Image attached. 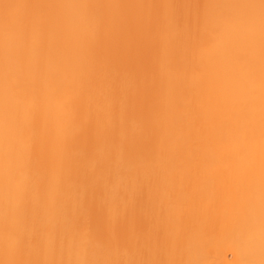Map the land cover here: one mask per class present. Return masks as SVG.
<instances>
[{
    "label": "rangeland",
    "instance_id": "obj_1",
    "mask_svg": "<svg viewBox=\"0 0 264 264\" xmlns=\"http://www.w3.org/2000/svg\"><path fill=\"white\" fill-rule=\"evenodd\" d=\"M232 1L242 13L257 0ZM83 2L66 32L64 0H0V264H248L253 247L233 229L247 195L222 203L248 170L217 163L199 102L240 83L207 31L227 10Z\"/></svg>",
    "mask_w": 264,
    "mask_h": 264
},
{
    "label": "bare ground",
    "instance_id": "obj_2",
    "mask_svg": "<svg viewBox=\"0 0 264 264\" xmlns=\"http://www.w3.org/2000/svg\"><path fill=\"white\" fill-rule=\"evenodd\" d=\"M83 4V0H64L65 14L62 22L63 29L66 32L73 29L80 19ZM243 5L245 10L240 13L235 9L232 0H219L215 4L216 12L226 9L227 14L223 18H210L207 28L211 39L224 41L225 54L229 58V66L233 73L231 81L239 80L240 83L232 88L233 95L231 98L220 99L219 96L226 91L217 85L216 88L215 86L211 87L214 91L212 93L213 97L210 95L212 100L213 98L219 99L217 103L212 104L207 94L205 100L200 99L199 102L206 101L202 102L203 113L201 114H205L204 108H208L206 106L211 104V109L208 108L211 113L206 111L208 114L210 113V116L207 115L209 118L206 116V120L210 119L209 121L214 124L212 126L208 122L210 123V126L208 125L210 132L209 136L206 135L210 138L207 137L208 140H211L212 137L214 147L213 149L211 147L210 150L213 153L215 148L214 153L217 155L214 157L217 158L218 156L217 163L226 162L225 165H239V168L242 166L248 170L247 176L249 179L247 182L242 186H229L226 189L229 198L225 197L221 201L225 204L230 200L235 207L239 206L235 200L236 196L240 193L247 195V201L244 206L242 205L246 213L239 214L240 211L236 212L235 208H231L233 215L237 216L239 214L234 225L241 219L240 223L233 229H240L246 236L240 246L252 245L253 247L243 257V261L251 260L248 264H264V0H257L254 3L246 1ZM8 6L10 7V4ZM40 8H38L39 12L41 11ZM5 10V7L0 9V15ZM229 27L243 30L242 36L237 39L238 41L224 39L226 30ZM61 81H63V78L60 79ZM211 88L209 90H212ZM51 90L56 95L61 94L58 79L53 81ZM194 93L196 94V92ZM4 94L7 98L8 96H11L10 98L14 96L12 89L4 92ZM26 96L27 90L23 89L20 98L21 106L26 105ZM206 103L207 105L203 106ZM206 123L204 124L206 125ZM2 133L3 130L1 129L0 137ZM206 133L208 132L206 131ZM203 136H205V133ZM207 138L205 136L201 141V146L205 145L203 149V153H205L204 150L207 153L204 154L205 156L211 153L209 151L210 146L206 147V143L208 144ZM20 145H24V138L20 140ZM188 149L190 153L191 150ZM207 190L210 193L212 192L211 189ZM208 192L203 194L204 196L202 195L203 198H205V195H209ZM1 216L3 215L0 212V218ZM237 231L239 232V230ZM237 231L235 233H238ZM241 263V260H239L234 264Z\"/></svg>",
    "mask_w": 264,
    "mask_h": 264
}]
</instances>
